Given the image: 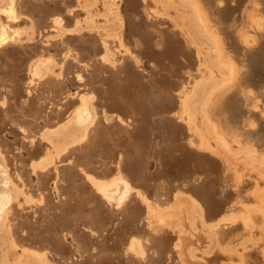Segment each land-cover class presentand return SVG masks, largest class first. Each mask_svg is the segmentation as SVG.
I'll use <instances>...</instances> for the list:
<instances>
[{"label": "bare ground", "instance_id": "1", "mask_svg": "<svg viewBox=\"0 0 264 264\" xmlns=\"http://www.w3.org/2000/svg\"><path fill=\"white\" fill-rule=\"evenodd\" d=\"M246 1L0 0V264H264V123L208 124L264 117Z\"/></svg>", "mask_w": 264, "mask_h": 264}, {"label": "rangeland", "instance_id": "2", "mask_svg": "<svg viewBox=\"0 0 264 264\" xmlns=\"http://www.w3.org/2000/svg\"><path fill=\"white\" fill-rule=\"evenodd\" d=\"M248 1V0H247ZM247 1H246V3H247ZM254 1H257V0H254ZM254 1H249L250 3H254ZM227 2H228V0L226 1V0H215V5L213 6V7H223V6H225L226 4H227ZM230 3H232V0H230ZM233 3H234V0H233ZM258 3V4H257ZM257 3H254L253 5L251 4L250 6H249V10L251 9V10H253L254 9V11H252V14L250 13L249 14V17H250V21H251V19L254 21V16H253V13L254 12H257V11H255V8L257 7V8H260V7H258V6H262V3L260 2V1H258ZM77 6L79 7V5H76L75 7H73L72 9L74 10V9H77ZM252 6V7H251ZM256 8V9H257ZM248 10V11H249ZM249 12H251V11H249ZM251 15V16H250ZM20 16H23V15H20ZM1 17H5V14H2L1 15ZM252 17V18H251ZM256 17V16H255ZM258 17V16H257ZM262 17V18H261ZM261 17H258V20H260V19H262L263 20V23L262 22H260L259 24H263L264 25V15L263 16H261ZM6 18V17H5ZM62 19V22L64 21V17L63 18H61ZM6 20V19H5ZM7 20H9L10 21V19L9 18H7ZM14 21H16V19H14ZM17 21H19V19L17 20ZM249 21V22H250ZM253 21H251V23H249V25H248V27L250 26H253V27H255L254 25V23H253ZM257 21V20H256ZM249 27V28H250ZM47 31H49V29H51L50 31H49V33L51 32V31H54V30H56V28L55 27H48V28H45ZM53 29V30H52ZM212 29V32H209V35H211V36H216V38H217V32H216V29L215 28H211ZM215 29V30H214ZM45 30V31H46ZM70 29L69 28H66V31H69ZM215 34H214V33ZM39 33V35H41L42 34V32L41 31H39L38 32ZM41 33V34H40ZM52 33V32H51ZM210 33H212V34H210ZM252 34V35H251ZM42 35H44V34H42ZM41 35V36H42ZM45 37H46V35H44ZM250 36H251V38H254L255 39V41H258L259 40V38L258 37H256L255 35H253V33L251 32L250 33ZM243 40V39H242ZM234 66V65H233ZM241 74H242V71H240L239 70V68L238 67H236L235 68V72H234V75H233V77H232V81H236L240 76H241ZM231 80L229 79H223L222 81H221V83H226V84H221V87H219V88H227V86H228V83H230L231 82ZM264 88V87H263ZM262 88V89H263ZM257 90L258 89H256L255 87H247L246 89H245V91H246V93L248 94V95H251V96H254L256 99H257V101L259 100V102H257V103H254L250 108L251 109H253V110H256L257 112H259V115L261 114L262 116H264V100L262 99V97H258L257 96ZM218 91V90H217ZM224 96V95H223ZM219 106V105H218ZM218 106H216L215 107V115H216V118H213V117H211V118H209L208 119V124L212 127V129H213V131H211V135H212V137H211V139H212V141H224V143L226 144V145H228V146H232V144H234V145H240V146H242L243 144H244V132H247L248 134L249 133H252L253 131H251V130H255L256 131V129H259L262 125H263V123H264V117L263 118H261V117H259V118H257V119H255V120H253L251 117H249V113L248 112H246V113H244V115L242 116V118H241V122H240V124H239V126L238 127H234V128H232V130L230 131L232 134H233V137L232 138H230V137H228L227 135H228V133H226V132H224L222 129H223V124L221 123V121L220 120H218V116H217V112L219 111V108H218ZM255 107H257V109L255 108ZM219 115L221 116V112L219 113ZM260 115V116H261ZM254 133H256V132H254ZM218 143V142H217ZM213 143L211 142V144H210V147H211V149H214L215 147H216V145L214 144V145H212ZM242 151H244V150H242ZM232 152L233 153H235L236 154V152H235V149L234 150H232ZM264 187V186H263ZM261 190H263V189H261ZM239 217L240 216H236L235 218H233V221L235 220H238L239 219ZM229 221V219L228 218H226V217H224V218H222L221 220H219V222L217 223V225L218 224H221V226H223V228L224 227H226V226H229V223H227Z\"/></svg>", "mask_w": 264, "mask_h": 264}, {"label": "flooded vegetation", "instance_id": "3", "mask_svg": "<svg viewBox=\"0 0 264 264\" xmlns=\"http://www.w3.org/2000/svg\"><path fill=\"white\" fill-rule=\"evenodd\" d=\"M239 1V0H238ZM242 1V0H241ZM226 7H227V9H226ZM225 7V9L224 8H222V6L220 7L222 10L221 11H223L222 12V18H223V16L226 14V16L227 15H229L228 17H230V15H231V12L229 11V6L227 5ZM225 10H226V13H225ZM228 10V11H227ZM224 13V14H223ZM229 13V14H228ZM231 104H230V103ZM226 105H225V109H223V112H225L226 113V122H227V124H228V122H229V124H228V126L229 127H235L239 122H240V120H241V116L239 117V119H238V123L237 124H235L236 122H237V118H238V116H239V110L241 109V102L237 99V98H234V99H231L230 101H229ZM238 104V105H237ZM229 105V106H228ZM227 106V107H226ZM240 108L239 110L237 109L238 107ZM234 107V108H233ZM238 111V112H237ZM233 115H232V114ZM236 113V114H235Z\"/></svg>", "mask_w": 264, "mask_h": 264}]
</instances>
